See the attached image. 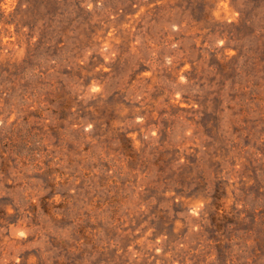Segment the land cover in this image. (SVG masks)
Returning <instances> with one entry per match:
<instances>
[{"label":"rangeland","instance_id":"374dc122","mask_svg":"<svg viewBox=\"0 0 264 264\" xmlns=\"http://www.w3.org/2000/svg\"><path fill=\"white\" fill-rule=\"evenodd\" d=\"M0 264H264V0H0Z\"/></svg>","mask_w":264,"mask_h":264}]
</instances>
